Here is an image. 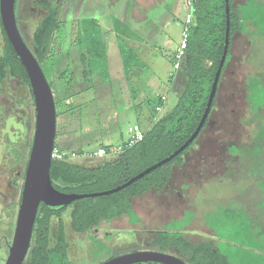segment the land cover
I'll list each match as a JSON object with an SVG mask.
<instances>
[{
  "label": "trees",
  "instance_id": "obj_1",
  "mask_svg": "<svg viewBox=\"0 0 264 264\" xmlns=\"http://www.w3.org/2000/svg\"><path fill=\"white\" fill-rule=\"evenodd\" d=\"M233 3L234 0H228L229 13L227 15L226 0H191L188 10L191 13L192 22L188 30L187 49L180 69L167 79L169 92L174 93L175 96L172 106L167 108V103L171 98L167 95V100L165 95H161L158 96L155 103L147 95L139 103H136L142 95L138 83L145 65L139 59L137 52L124 42L125 38H128L129 41H137L138 36L131 27H127L118 19L114 20L123 77L129 88L130 100L138 109H141L143 103L146 106L152 103V111L148 112L144 124L138 121L128 128V140L122 145L117 148L100 145L98 149H103L106 152L104 160L93 162L94 159L84 157V163L79 164L73 160L90 152L74 148H61L56 144V139L58 135L79 133L78 123L70 122L72 119L80 120L75 111L82 109L88 102L75 105L73 101H70L71 96L65 100L61 99L58 103L55 102L56 138L54 148L61 152H73L79 155L52 160L50 178L52 185L58 191L82 195L117 188L149 167L168 158L191 137L205 112L215 73L224 51L227 16L230 43L222 75L231 59L230 49L235 33L240 32L246 35L251 45L254 42L248 37L250 31V35L255 36V39L259 38V41H264V0H244L242 5L237 6H234ZM41 4L42 12L37 16L36 22L38 23L31 35V40L34 43L32 53L41 66L52 92L53 84L47 74L50 75L51 80H57V84L60 82L61 89L66 87L65 93L71 90L74 71L71 68L72 50L70 49L73 48L77 52L78 67L81 68L82 79L86 84L82 91L92 90L98 95L100 90L109 88L112 90L106 43L97 19L95 17H78L75 23V32L72 35L67 34V28L70 26L61 19L57 0H46ZM17 9L15 6L18 21L22 18L20 15L18 16ZM245 27L250 30L245 31ZM72 36L74 43L70 47ZM55 59H57V65ZM173 62L172 55L171 63L173 64ZM9 79L19 80L28 91V100L30 102L33 100L25 68L16 56L0 22V85L5 84ZM219 85L220 82L218 88ZM245 100L250 112L255 116L258 115L259 110H264L262 75L248 78ZM215 106L216 98L198 137L171 161L116 193L80 199L50 212L54 213L55 217H60V215L62 217L65 212H69L71 227L76 232H85L98 227L101 221L110 223L124 216L128 218L130 224L140 223V217L133 211L132 200L151 192L163 193L165 191L172 177L173 168H180L184 165L185 156L206 129ZM63 114L67 116L65 125L70 123L72 126L60 131L58 119ZM133 126L140 128L143 132V139L129 145L131 137L129 129ZM235 152L237 153V150L234 148L233 153ZM25 157L27 160L28 153ZM18 159L19 155L17 161ZM262 183H259L258 186L261 199L256 204V211L263 218L264 182ZM41 208L50 210L44 204L39 205L40 211ZM192 219L193 214L186 212L181 220L170 221L161 230L155 231L154 238L150 241V250L174 254L187 264H264V229L259 225L257 221L259 219L251 218L246 208L226 205L205 214L204 223L213 232L214 238H204L198 243L191 242L186 236V228ZM39 233L42 239L45 238L44 228ZM62 233L63 225L61 224ZM58 241L61 243V236ZM40 243L44 242L38 240L36 245ZM99 246L98 251L105 248L102 243ZM34 249L41 252L39 248ZM135 250H141V248L123 249L118 254ZM107 252L110 253L109 248H107ZM55 263L58 264V258ZM63 264H68L66 257Z\"/></svg>",
  "mask_w": 264,
  "mask_h": 264
},
{
  "label": "rangeland",
  "instance_id": "obj_2",
  "mask_svg": "<svg viewBox=\"0 0 264 264\" xmlns=\"http://www.w3.org/2000/svg\"><path fill=\"white\" fill-rule=\"evenodd\" d=\"M32 1L18 0V16L22 18L19 28L27 41L30 40L37 21V15L32 12ZM79 1L65 0L60 9V17L64 21L68 14L69 2L75 5V7L71 6L72 9L69 12L70 19L73 20L71 35L75 32L76 18L96 17L98 19L106 43L112 90L110 88L100 90L98 95L92 90L82 91L86 84L83 82L81 68L77 63V52L74 48L70 49L72 50L71 68L74 71L71 90L65 93L66 87L61 89V84H57V80H51L50 75L47 74V76L53 84L55 102L65 100L68 96H71L70 101H73L75 105L88 102L82 109L75 111L80 120L72 119L70 122L78 123L79 133L62 135L65 139L67 137L68 145L72 148L95 153L100 145L117 148L126 142L128 128L138 121L144 124L153 106L152 103L147 106L143 103L141 109H138L130 100L129 88L123 77L114 20L118 19L127 27H131L145 40L144 45H141L143 46L141 62L145 68L141 72L142 81L138 83L144 92L136 103L147 95L154 103L158 96L167 95L171 98L166 108L171 107L175 96L174 93L169 92L167 74L173 70L172 55L181 42L184 20L188 13V0L157 2L144 12V15L148 17L145 23L137 22V19L133 22V17L129 13L133 5L128 3L136 5L137 0H113L111 6H107L105 0H87L86 3L83 2L84 0ZM243 2L244 0H234L233 5ZM82 3L83 7L80 9L79 4ZM134 15L137 17L136 12ZM246 30L250 28L245 27ZM250 34L251 31L248 37L254 42L252 45L247 37L235 33L232 46L235 58L227 65L223 79L220 81L216 107L210 115L206 129L185 156L184 165L173 168L172 177L165 191L151 192L133 200V211L140 217V223L130 224L125 216L110 223L101 222L97 231L98 235L93 239L104 242L110 247V243L104 239L103 235L111 232L112 236L123 239L122 242L120 241L122 246H119L121 250L122 248L150 249V241L154 238L155 231L161 230L170 221L181 220L184 214L189 212L193 214V219L186 228L188 231L186 236L191 242L198 243L203 239L201 236L211 235L205 226L204 215L217 207L226 205L246 208L251 218L259 219L257 221L264 229V217L259 216L256 211V204L261 199V192L257 185L264 182V110H259L258 115L255 116L250 112L245 100L248 78L262 75L264 80V41H259V38L255 39V36ZM70 40L69 46L72 47L73 36ZM124 43L135 48L128 38H125ZM55 60L57 65V59ZM20 97L26 99V89L21 87L19 80H9L0 85L2 113L8 116L11 109L14 110V114L20 115L22 106L17 102ZM66 121L67 116L60 115L58 119L60 131L72 126L70 123L65 125ZM31 122L34 126L32 111ZM28 132L27 137L31 138L33 130ZM14 142V144L7 143L9 147L6 151H0V163L10 162L9 168L5 171L2 169L5 174L16 167L13 164L11 166V163L16 160L14 155H10L11 147L17 148L20 154L19 159L26 161V143H21L19 139H15ZM58 142L57 137L56 144H59ZM234 148L237 153H233ZM102 160L104 158L94 159L93 162ZM73 161L82 164L85 159L79 156ZM7 190L3 183L0 187V264H4L7 258L8 247L4 242L6 240L10 244L12 240L17 213V199L11 202L13 193ZM66 224L69 226L68 220ZM191 231L200 233L193 235ZM85 237L86 235L78 236L81 239L78 241L80 247L76 249L81 250L91 244V240H86Z\"/></svg>",
  "mask_w": 264,
  "mask_h": 264
},
{
  "label": "water",
  "instance_id": "obj_3",
  "mask_svg": "<svg viewBox=\"0 0 264 264\" xmlns=\"http://www.w3.org/2000/svg\"><path fill=\"white\" fill-rule=\"evenodd\" d=\"M15 5L16 0H0V22L16 56L21 61L28 76L34 104V130L24 174L21 200L17 210L14 232L12 240L8 245V255L4 264H24V260L30 248L33 227L40 204H44L51 208H58L68 206L72 202L80 199L95 198L116 193L128 187L138 179L143 178L161 165L171 161L174 157L187 149L198 137L209 117L212 103L217 96L218 84L221 79L222 69L225 65L230 43L227 16L224 51L215 73L205 112L195 132L177 151L117 188L92 194H67L58 191L52 185L50 178V169L53 160L52 153L55 147L56 138V106L54 94L41 66L28 48L18 29ZM226 13L227 15L229 13L228 0H226ZM139 263L187 264L184 260L174 254L150 249L135 250L116 255L101 264Z\"/></svg>",
  "mask_w": 264,
  "mask_h": 264
},
{
  "label": "flooded vegetation",
  "instance_id": "obj_4",
  "mask_svg": "<svg viewBox=\"0 0 264 264\" xmlns=\"http://www.w3.org/2000/svg\"><path fill=\"white\" fill-rule=\"evenodd\" d=\"M46 0H33L32 4V12L35 15H40L42 12V2ZM65 0H57L58 6L61 9L62 5L64 4ZM87 2V1H86ZM85 2V3H86ZM18 0H16V9L18 8ZM75 5H71L69 2L67 7V16L65 17L64 21L67 22V25L69 24L70 28H67V34H70L73 29V20L70 19V9ZM61 12V10H60ZM18 14V9H17ZM61 15V14H60ZM78 19V18H76ZM21 19L17 21L18 29L23 37V34L19 28V22ZM38 22H35V26ZM76 23V20L74 24ZM75 26V25H74ZM34 29L32 31L33 35ZM28 48L33 52V40L27 41L24 37ZM61 49V48H59ZM11 80H17V79H9ZM60 84V82H58ZM23 88V86L21 85ZM28 91L26 90V99H22V97L19 98L17 102H19V105L22 106V113L14 114V110L9 109L10 115H5L2 113V104L0 102V151L4 150L6 151L9 146L7 143L14 144L15 139H19L21 143H26L25 149L27 150L28 156L30 153L31 143H32V137L28 138L29 130H34V126L31 122V111L32 116H34V104L33 100L30 102L28 100ZM11 101V100H10ZM16 111V110H15ZM3 124V125H2ZM2 125V126H1ZM32 125V126H31ZM31 126V129H30ZM16 131V132H13ZM13 132V133H12ZM28 141V143H27ZM29 149V152H28ZM22 150V149H21ZM21 153V152H20ZM10 155H14V159L16 158L15 162L11 163L15 168H13L9 173L5 174L3 171H5L6 168L10 167V162H4L0 163V187L5 184V187H7V191L12 192V201L14 202L17 199V210L18 206L20 204L21 200V192H22V186L24 181V174L25 169L27 165V160H20L17 161V156L20 155L19 152H17V148L11 147L10 149ZM1 162V160H0ZM13 166V167H14ZM3 169V171H2ZM50 210H46V208H41V211L38 209L34 227H33V234L31 238L30 248L28 251V254L24 260V264H57L55 263L56 259L58 258V264H63L64 258H67L68 264H101L114 256H116L119 252L123 251L119 248V246H122L120 244V241L122 242L123 239H120L119 237L112 236L111 232H107L103 235L104 239L110 243V247L107 246L104 242L102 244L105 248H102V250L98 249L100 248L99 244L101 242L96 241L95 238L98 234L97 231L99 230L98 227L91 228L88 231L85 232H76L72 227L69 219V215L67 216L68 212H65L62 217H55L54 213L50 212L51 210H57L58 208H49ZM16 210V212H17ZM17 215V213H16ZM118 219V218H117ZM66 220H68V225L66 224ZM104 222V221H101ZM100 222V223H101ZM61 224L63 225V233L61 234ZM100 225V224H99ZM69 227V229H67ZM42 228H44L45 231V238L42 239L39 233L42 232ZM94 232V233H93ZM93 234V236H91ZM86 235V240H91V244L87 245V247L82 248L78 254L77 247H80V241L81 239L78 238V236ZM61 236V243H59L58 240H60ZM36 237V239H35ZM80 239V240H79ZM38 240L40 242H44L43 244H37ZM5 245L8 247V242L5 240ZM120 244V245H119ZM41 249V252H39L37 249ZM107 248L110 249V253L107 252ZM124 249V248H122ZM40 254V257H39ZM120 255V254H118Z\"/></svg>",
  "mask_w": 264,
  "mask_h": 264
},
{
  "label": "crops",
  "instance_id": "obj_5",
  "mask_svg": "<svg viewBox=\"0 0 264 264\" xmlns=\"http://www.w3.org/2000/svg\"><path fill=\"white\" fill-rule=\"evenodd\" d=\"M87 0H84L83 2L85 3ZM112 1L113 0H105V2L107 3V6H111V5H113V3H112ZM159 1H162V0H137V3H136V5L135 4H130V3H128V5H133L130 9H129V13L132 15V21L133 22H135L134 20H136L137 22H140V23H145L147 20H148V17L146 16V15H144V12H146L147 11V8H149V7H152L154 4H156L157 2H159ZM188 1H190L191 2V0H188ZM188 1H187V3H188ZM79 2H82V0H80ZM244 3V2H243ZM243 3H239V4H237V5H242ZM80 6V9L83 7V3L82 4H79ZM236 5V6H237ZM127 6V5H126ZM81 11V10H80ZM134 12H136L137 13V17H135V15H134ZM188 12H189V10H188ZM96 18V17H95ZM97 19V18H96ZM98 20V19H97ZM140 23H139V25H140ZM239 35H241V36H244V37H247L246 35H244L243 33H240V32H237ZM235 35V34H234ZM137 36H138V40L137 41H129L130 43H131V45L132 46H134L135 45V48H133L136 52H137V54H138V57H139V59L141 60V52H142V48H143V46H141L144 42H145V40H144V38H142V36H140L139 34H137ZM234 37V36H233ZM248 42H249V40H248ZM250 43V42H249ZM144 45V44H143ZM232 46H233V39H232ZM232 46H231V49H230V56H231V59H230V61H229V63L232 61V60H234V58H235V54L232 52ZM142 61V60H141ZM228 63V64H229ZM227 64V65H228ZM167 74V73H166ZM223 76H224V73H223V75H222V77H221V80L220 81H222V79H223ZM141 81H142V79L140 78V80H139V83H141ZM139 87H140V84H139ZM219 87H220V85H219ZM140 89H141V92L143 93L144 92V90H143V88H141L140 87ZM165 97V99L167 100L168 99V97L165 95L164 96ZM216 107V106H215ZM215 109V108H214ZM212 114V113H211ZM60 138H61V140H60ZM58 140H59V144H58V146L59 147H61V148H64V149H72V146L70 145H68L69 143L67 142V137H66V139H65V136L64 135H58ZM67 142V143H66ZM111 158V157H110ZM257 186H259V184L257 185ZM144 196V195H143ZM142 196V197H143ZM141 197V198H142ZM135 199H137V198H135ZM134 200V199H133ZM133 200H132V204H134L133 203ZM245 204V203H244ZM135 213V212H134ZM136 214V213H135ZM137 215V214H136ZM138 216V215H137ZM190 225V224H189ZM188 225V226H189ZM205 226H206V224H205ZM207 227V226H206ZM207 229L211 232V235H208V236H201V238H214V234H213V232L207 227ZM188 231H186V233H187ZM199 233L200 232H197V231H191V234H193V235H199ZM188 234H190V233H188Z\"/></svg>",
  "mask_w": 264,
  "mask_h": 264
},
{
  "label": "built area",
  "instance_id": "obj_6",
  "mask_svg": "<svg viewBox=\"0 0 264 264\" xmlns=\"http://www.w3.org/2000/svg\"><path fill=\"white\" fill-rule=\"evenodd\" d=\"M187 6H191L190 1H188ZM191 22H192L191 13L188 12L184 20V25H183L182 35H181V42L173 54V60H174L172 64L173 70L170 73H168L167 78L172 76V74H175V72L180 69L182 61L185 58V51L187 49V40H188V30H189V26L191 25ZM129 134H131L129 145H132L133 143L141 141L143 139V132L140 130L138 126H133L132 128H130ZM67 156H70L72 158L75 156L77 157L79 155L73 152L72 153H68L66 151L61 152V150H58L56 148H54L53 153H52V159L61 160ZM105 156H106V152L103 149H99L95 153H85L83 155V157L89 158V159L103 158Z\"/></svg>",
  "mask_w": 264,
  "mask_h": 264
}]
</instances>
